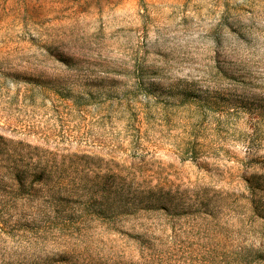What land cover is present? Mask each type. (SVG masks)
<instances>
[{"label": "rangeland", "instance_id": "obj_1", "mask_svg": "<svg viewBox=\"0 0 264 264\" xmlns=\"http://www.w3.org/2000/svg\"><path fill=\"white\" fill-rule=\"evenodd\" d=\"M0 264H264V0H0Z\"/></svg>", "mask_w": 264, "mask_h": 264}]
</instances>
